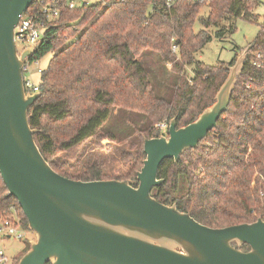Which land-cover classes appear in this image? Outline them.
<instances>
[{"label":"trees","instance_id":"trees-1","mask_svg":"<svg viewBox=\"0 0 264 264\" xmlns=\"http://www.w3.org/2000/svg\"><path fill=\"white\" fill-rule=\"evenodd\" d=\"M69 1L58 0L60 16L48 23L31 57L36 60L52 54L38 82L41 96L29 109L35 141L47 162L65 177L132 179L137 186V172L146 158L145 140L161 135L156 128L161 122L175 118L180 128L195 121L215 102L228 66L238 57L216 65L197 60V52L212 39L206 29L238 18L256 21L255 10L261 2L175 0L169 7L168 0H99L71 10ZM36 6L37 2L32 9ZM205 6L210 11L203 17ZM196 21L205 29L195 32ZM67 31L71 42L64 38ZM217 37L222 38V32ZM251 44L229 107L216 128L177 162L165 160L158 172L164 183L152 191L159 202L175 204L179 211L213 228L264 220V18ZM146 52L171 65L168 69L176 76L171 99L157 95L139 60ZM257 53L261 55L258 60ZM254 61L263 62L262 67ZM66 121L70 130L58 136L53 124ZM103 136L116 144L134 141L131 151L120 149V161L130 168L128 174H112L105 168L104 157L85 162L77 176L59 162V152ZM16 209L23 215L19 225L29 230L27 218L18 201L8 195L0 175V217L14 218ZM249 249L247 244L242 246L244 251Z\"/></svg>","mask_w":264,"mask_h":264},{"label":"water","instance_id":"water-1","mask_svg":"<svg viewBox=\"0 0 264 264\" xmlns=\"http://www.w3.org/2000/svg\"><path fill=\"white\" fill-rule=\"evenodd\" d=\"M35 0H0V175L36 234L18 264H264V220L222 228L197 221L153 195L161 164L175 162L214 130L231 102L252 44L228 66L215 102L188 125L169 122L146 139V158L131 179L82 181L55 171L41 153L29 109L41 96L26 90L15 27ZM247 244L250 249L242 250Z\"/></svg>","mask_w":264,"mask_h":264},{"label":"rangeland","instance_id":"rangeland-1","mask_svg":"<svg viewBox=\"0 0 264 264\" xmlns=\"http://www.w3.org/2000/svg\"><path fill=\"white\" fill-rule=\"evenodd\" d=\"M260 2V5L255 10V15L257 16L256 21H246L242 18H238L230 21H223L220 27L206 29L211 34L212 39L202 50L197 52V60L205 62L208 65L229 63L236 54L239 55L244 48L250 45L255 40L263 23L264 0H260ZM209 11L210 8L205 6L201 10V16H207ZM202 29H205L203 25L199 21H196L194 24V31L199 32ZM231 30L233 31L229 33ZM218 32H222V38L217 37ZM64 38H70L69 32L64 34ZM71 41L72 39H69V42ZM18 46L19 49L23 47L20 43ZM51 57L52 54H47L40 59L39 64L33 62L30 65V77L34 82H39L41 77L38 68L45 69ZM139 60L146 68L157 95L166 99H171L174 94L173 85L176 82L175 74L169 70L171 69V65L167 67L153 52H146ZM192 71V67L188 68L190 77L193 74ZM106 128L114 131L112 126L107 125ZM53 129H57L58 136L64 137V133L70 130V126L66 121L60 125L53 124ZM115 130L119 133V128ZM133 142L132 140H128L123 144H116L104 136L99 140L94 137L81 146L75 147L69 151L59 152L57 158L59 162L65 164L64 169L74 176L79 174L80 168L85 162L98 158L101 159L102 157L105 158V168L110 170L112 174L126 175L129 173L130 168L125 165L124 161H120V149L131 151L129 148ZM15 214L18 217V221H21L23 216L21 211L16 209ZM28 232L27 239L17 240L15 238L6 237L0 239V247L4 250L8 258V263L6 264H18L30 245V242L36 239V234L34 232L30 230H28Z\"/></svg>","mask_w":264,"mask_h":264},{"label":"built area","instance_id":"built-area-1","mask_svg":"<svg viewBox=\"0 0 264 264\" xmlns=\"http://www.w3.org/2000/svg\"><path fill=\"white\" fill-rule=\"evenodd\" d=\"M99 0H71L67 4L68 9H75L78 7H83L86 5L93 4ZM175 0H168L167 6H171ZM37 2V6L32 9V7ZM38 7V9H37ZM60 2L58 0H35L34 4L24 12L19 23L15 27V42L18 49V52H23L26 48H29L33 44H37V47L40 41L45 37V32L48 27V23L53 22L58 19L60 16ZM22 44V49H19L18 44ZM36 47V49H37ZM173 52H177L178 48L176 45L172 47ZM33 54L28 57L23 66V75L25 87L28 92L31 94L39 92L38 82H34L30 77V65L33 62L39 64L40 59L31 60ZM261 58V55L257 53V60ZM254 64L258 67H262L263 62L254 61ZM44 69L38 68V72L41 74ZM169 123L161 122L156 128L162 134H166L168 130ZM15 213V212H14ZM17 217V215L15 214ZM16 217H0V239L1 238H15L17 240H23L28 238V230L23 229L19 225L18 218ZM8 263V258L4 250L0 247V264Z\"/></svg>","mask_w":264,"mask_h":264}]
</instances>
